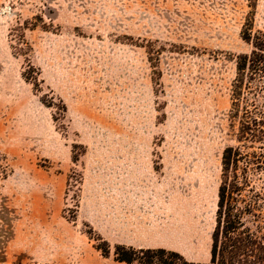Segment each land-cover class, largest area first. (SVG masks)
<instances>
[{
	"label": "rangeland",
	"instance_id": "1",
	"mask_svg": "<svg viewBox=\"0 0 264 264\" xmlns=\"http://www.w3.org/2000/svg\"><path fill=\"white\" fill-rule=\"evenodd\" d=\"M251 11L264 33V0H0V264L103 255L78 215L86 163L120 146L123 106L136 114L155 102L163 119L162 67L207 63V103L189 97L185 109L207 120L220 185L224 148L254 149L240 141L239 117L229 119L236 57L254 49L243 38ZM252 172L264 197V165ZM260 210L246 223L264 233Z\"/></svg>",
	"mask_w": 264,
	"mask_h": 264
},
{
	"label": "crops",
	"instance_id": "2",
	"mask_svg": "<svg viewBox=\"0 0 264 264\" xmlns=\"http://www.w3.org/2000/svg\"><path fill=\"white\" fill-rule=\"evenodd\" d=\"M204 63L192 72L162 67L163 119L155 102L136 105V114H129L131 105L123 106L126 114L115 130L120 146L86 163L79 219L112 246L177 251L193 263L211 260L219 185L209 174L207 120L193 117L192 111L186 116L185 109L193 103L189 97L196 105L201 98L207 103L209 68ZM139 107L148 113L139 114ZM192 137L204 138L205 146L191 144ZM157 138L161 143L155 146ZM85 260L137 264L104 255Z\"/></svg>",
	"mask_w": 264,
	"mask_h": 264
},
{
	"label": "trees",
	"instance_id": "3",
	"mask_svg": "<svg viewBox=\"0 0 264 264\" xmlns=\"http://www.w3.org/2000/svg\"><path fill=\"white\" fill-rule=\"evenodd\" d=\"M253 17L251 11L243 38L253 42L254 49L236 57L229 119L239 117L240 141L244 148L254 149L243 151L238 146H227L223 150L211 260L193 263L177 251L135 249L120 244L114 246L116 260L137 264H264L263 227L257 225L254 230L246 223L249 215L261 217L260 207L264 202L251 177L253 169L264 165V37H259L264 33L254 32ZM87 235L99 241L96 247L104 256L109 255L110 244L106 240L90 227Z\"/></svg>",
	"mask_w": 264,
	"mask_h": 264
}]
</instances>
